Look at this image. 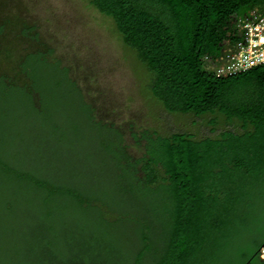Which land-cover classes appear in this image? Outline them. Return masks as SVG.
Listing matches in <instances>:
<instances>
[{"label": "trees", "instance_id": "obj_1", "mask_svg": "<svg viewBox=\"0 0 264 264\" xmlns=\"http://www.w3.org/2000/svg\"><path fill=\"white\" fill-rule=\"evenodd\" d=\"M88 2L135 54L151 97L168 114L207 119L209 135L132 132L141 152L134 157L119 130L95 119L66 68L26 55L20 70L29 85L1 76L0 99L23 98L32 117L22 116V127L34 129L39 145L31 160L17 158L24 137L14 128L2 135L9 121L0 123V187L10 190L0 211L33 207L31 264H264V64L233 76L206 69L238 38L233 21L260 12L264 0ZM49 67L60 79L47 74L44 83L68 88L85 130L48 111L38 69ZM87 134L97 158L78 160L74 146Z\"/></svg>", "mask_w": 264, "mask_h": 264}, {"label": "rangeland", "instance_id": "obj_2", "mask_svg": "<svg viewBox=\"0 0 264 264\" xmlns=\"http://www.w3.org/2000/svg\"><path fill=\"white\" fill-rule=\"evenodd\" d=\"M37 52L56 59L61 67L68 70L69 79L93 108L95 119L119 130L128 152L134 157L141 152L134 146L132 132L147 129L161 135L179 131L196 134L197 137L209 135L207 119L168 114L151 97L146 71L137 62L135 54L123 45L112 21L100 15L88 0H0V77H6L14 85H29L21 73L20 64L26 55ZM38 72L39 84L43 91L45 88L46 98L51 100L46 104L48 111L53 113L57 108L69 120L76 119L80 128L85 130L82 111L77 106V99L69 95L68 88L64 85L60 86L61 89L52 88L51 84L48 87L43 81L47 74L58 81L59 74L51 67L38 69ZM16 94H11L13 98L10 99H0V107L5 108L8 117L0 119V123L7 121L6 126L9 121L8 129H3V124L0 128L2 135L11 133V128H14L15 135L24 137L20 141L21 149H17V158L29 161L39 143L32 136V127H22V116L31 119L32 115L23 98ZM63 94L68 96L60 99ZM226 127L221 121L218 129ZM87 135L88 139L91 138L89 141H78L74 146L78 160L85 152L97 158L94 135ZM9 192L0 187L2 196ZM34 217L35 211L30 206H18L11 215L0 211V264L37 262L34 253H29L30 249L25 251L34 240ZM24 226L29 232L22 229ZM128 228L125 225L122 231L128 234ZM14 229L16 235L10 233Z\"/></svg>", "mask_w": 264, "mask_h": 264}, {"label": "built area", "instance_id": "obj_3", "mask_svg": "<svg viewBox=\"0 0 264 264\" xmlns=\"http://www.w3.org/2000/svg\"><path fill=\"white\" fill-rule=\"evenodd\" d=\"M237 39L222 48L206 69L216 76H233L264 64V9L233 21ZM264 262V245L260 249Z\"/></svg>", "mask_w": 264, "mask_h": 264}]
</instances>
